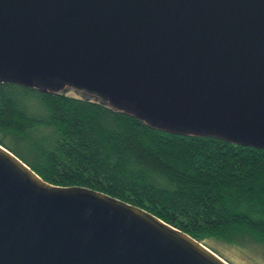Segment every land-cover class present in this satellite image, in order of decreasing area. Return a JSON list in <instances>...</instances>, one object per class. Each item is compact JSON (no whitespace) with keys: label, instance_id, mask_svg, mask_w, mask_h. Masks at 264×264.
<instances>
[{"label":"water","instance_id":"95a60500","mask_svg":"<svg viewBox=\"0 0 264 264\" xmlns=\"http://www.w3.org/2000/svg\"><path fill=\"white\" fill-rule=\"evenodd\" d=\"M0 81L74 88L154 128L264 149V0H0ZM0 264H231L0 144Z\"/></svg>","mask_w":264,"mask_h":264},{"label":"trees","instance_id":"16d2710c","mask_svg":"<svg viewBox=\"0 0 264 264\" xmlns=\"http://www.w3.org/2000/svg\"><path fill=\"white\" fill-rule=\"evenodd\" d=\"M0 144L44 180L117 197L217 254L207 241L264 245V149L167 132L89 96L7 81Z\"/></svg>","mask_w":264,"mask_h":264},{"label":"rangeland","instance_id":"374dc122","mask_svg":"<svg viewBox=\"0 0 264 264\" xmlns=\"http://www.w3.org/2000/svg\"><path fill=\"white\" fill-rule=\"evenodd\" d=\"M64 91L75 96L83 94L70 87ZM91 98L94 97L91 96ZM207 243L231 264H264V245L234 247L214 240H209Z\"/></svg>","mask_w":264,"mask_h":264}]
</instances>
